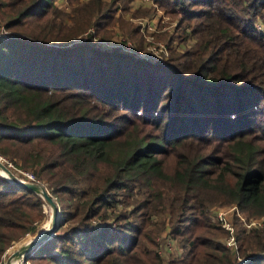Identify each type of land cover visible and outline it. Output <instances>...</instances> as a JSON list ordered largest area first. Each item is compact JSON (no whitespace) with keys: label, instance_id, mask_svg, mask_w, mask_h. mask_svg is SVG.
Returning a JSON list of instances; mask_svg holds the SVG:
<instances>
[{"label":"trees","instance_id":"trees-1","mask_svg":"<svg viewBox=\"0 0 264 264\" xmlns=\"http://www.w3.org/2000/svg\"><path fill=\"white\" fill-rule=\"evenodd\" d=\"M128 1L65 13L55 0H0V23L17 32L0 38V155L45 181L63 216L23 261L162 264L168 225L181 247L171 264H264V0L160 1L178 21L163 63L93 40L116 28L140 39L117 12ZM211 203L262 222L236 219L231 250ZM45 216L38 193L0 174V263Z\"/></svg>","mask_w":264,"mask_h":264},{"label":"rangeland","instance_id":"rangeland-1","mask_svg":"<svg viewBox=\"0 0 264 264\" xmlns=\"http://www.w3.org/2000/svg\"><path fill=\"white\" fill-rule=\"evenodd\" d=\"M74 1H76V0H72V1L71 0H55V4L62 11H64L66 13V12H69L70 8L74 4L77 3ZM78 1L82 2L85 0H78ZM104 1L108 2L111 0H104ZM143 9H149V10L145 13H142V14H140V13L137 15L133 14L134 11L143 10ZM117 12L120 13V15L123 18L131 21V23H133V25L137 26L138 33L140 34L141 37H140V39L139 38H136V39L130 38L125 34V32L121 28H116L112 37H119V38H117L119 41L130 40L132 43V46L136 50H139V51H145L147 49L146 48L147 45H156L157 42H160V41H163V42L165 41L167 43L166 39L162 38V35L164 33H166L167 35L173 34L175 31V27L177 26V23H178L176 18H172L170 15H168L165 12L164 8L160 6V2H159L157 9H155L152 6H147L146 3H144L142 0H138L137 2L135 0H129L128 1V9L122 11L120 8H118ZM156 14L161 15V18L159 21H158V16ZM145 17H150V19L158 21L157 27L159 30H152V31L143 33L140 30L138 25H139V21ZM65 21L68 22L69 18L65 17ZM254 24L258 30H260L264 33V23L260 18H257L254 21ZM163 26H166V28L161 29ZM2 27L3 26L0 23V31H1ZM9 31H10L9 34L17 33L14 30L13 31L9 30ZM85 31H87V33H90V32L93 34L95 33L93 27H90ZM188 31H189V28H188ZM87 33H84L82 35L80 34V36H75V37H73V40L78 41L77 40V39H79L78 37H84L85 38ZM150 33L152 34V39L147 38V36ZM118 34H120V36ZM96 36L101 37L100 35H96ZM2 37H0V38H2ZM101 38H103V37H101ZM104 39H106V38H104ZM111 41H116V39L111 38ZM194 41H195V39L192 36H189L187 41L179 43L177 40H174L172 42V45L177 50L182 51L185 47L189 46ZM138 57H140V56H138ZM140 58H142V57H140ZM45 187H47L46 189L49 191L47 184L45 185ZM49 193H51V192L49 191ZM54 197H56V196H54ZM45 206H46V216L43 218V220L41 222L37 223L36 230L23 235L18 240L13 242L7 251V255L4 257L3 263H0V264L5 263V260H6L7 256L11 253V251L17 249L21 244H23L27 240L33 238L37 233L42 231L48 225L49 216L52 213V209L47 204H45ZM208 216H209V219L212 223L222 224L220 226L225 228V230L227 231V234L224 236L221 235L219 237V240L222 241L229 248H231V250H234V247H235V243H234L233 239H234V231H235V224L234 223H235L236 219L238 222L236 224H240L243 228H246V229H249L251 226H253L257 223H260L262 221V218L259 216L248 215L247 212H245V211H237L235 208V205L233 203H227V204L211 203V204H209ZM154 220H156V216H152L151 221H154ZM168 237H170L172 240L170 238L168 239ZM168 240H169V242H168ZM158 241L160 242V248L159 249H160V254L162 256V259H163L162 264H171V262H170L171 257H175V256L180 255L181 254V247H180V244L177 241V239L170 234L168 225H166L160 231V234L158 236ZM15 264H31V263L26 262V261H22V262L19 261L18 263L15 262Z\"/></svg>","mask_w":264,"mask_h":264},{"label":"built area","instance_id":"built-area-1","mask_svg":"<svg viewBox=\"0 0 264 264\" xmlns=\"http://www.w3.org/2000/svg\"><path fill=\"white\" fill-rule=\"evenodd\" d=\"M144 3H146L147 6H152L155 9H157L159 2L161 0H142ZM158 16V21L161 18V15L156 14ZM158 21L150 19V17L142 18L139 21V28L140 30L145 33L152 30H159L158 29ZM166 28V26H163L161 29ZM9 30L2 27L0 31V37H4L9 34ZM87 33V31L83 32L82 34ZM81 34V35H82ZM80 36V35H79ZM79 39H84V37H78ZM147 38L152 39V34L150 33ZM93 40L96 41L98 44L104 46V47H120L122 50L131 52L136 54L137 56H140L146 60L154 61V62H165L169 55V49L167 46V43L164 41L157 42L156 45H147L145 51H139L136 50L133 46L130 40L125 41H119L116 39V41H111V39H104L101 37H97L96 35L93 36ZM0 159L10 168V170L14 173V175L21 180H27L32 181L38 184H41L45 187V182L37 177L31 170L23 169L21 167L15 166L11 161L4 158L0 155ZM47 188V187H45ZM48 191V190H47ZM49 192V191H48ZM262 222V221H261ZM257 223V224H261ZM256 225V224H255ZM170 237H168L169 239ZM171 239V238H170ZM172 240V239H171ZM234 240V239H233ZM169 242V240H168ZM22 262L23 259L17 260L18 262Z\"/></svg>","mask_w":264,"mask_h":264},{"label":"water","instance_id":"water-1","mask_svg":"<svg viewBox=\"0 0 264 264\" xmlns=\"http://www.w3.org/2000/svg\"><path fill=\"white\" fill-rule=\"evenodd\" d=\"M0 174L6 177L9 181L25 186L38 193L44 200L45 204L52 209V213L49 216V223L41 233L21 244L7 256L4 264H11L12 258L17 260L24 259L27 254L35 251L40 245L50 239L59 224L62 222L63 216L56 197L49 193L43 185L32 181L18 179L1 159Z\"/></svg>","mask_w":264,"mask_h":264},{"label":"bare ground","instance_id":"bare-ground-1","mask_svg":"<svg viewBox=\"0 0 264 264\" xmlns=\"http://www.w3.org/2000/svg\"><path fill=\"white\" fill-rule=\"evenodd\" d=\"M40 233H41V231H40L39 233H37L36 235H38V234H40ZM36 235H35V236H36ZM15 262L17 263V259H13V258H12V259H11V264H15Z\"/></svg>","mask_w":264,"mask_h":264},{"label":"crops","instance_id":"crops-1","mask_svg":"<svg viewBox=\"0 0 264 264\" xmlns=\"http://www.w3.org/2000/svg\"><path fill=\"white\" fill-rule=\"evenodd\" d=\"M136 2L138 1V0H135ZM119 36H120V34H118ZM117 39V38H119V37H110L109 39Z\"/></svg>","mask_w":264,"mask_h":264}]
</instances>
